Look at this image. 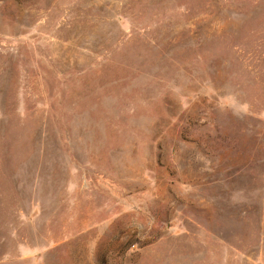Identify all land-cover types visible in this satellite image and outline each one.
<instances>
[{"label":"rangeland","instance_id":"rangeland-1","mask_svg":"<svg viewBox=\"0 0 264 264\" xmlns=\"http://www.w3.org/2000/svg\"><path fill=\"white\" fill-rule=\"evenodd\" d=\"M0 264H264V0H0Z\"/></svg>","mask_w":264,"mask_h":264}]
</instances>
